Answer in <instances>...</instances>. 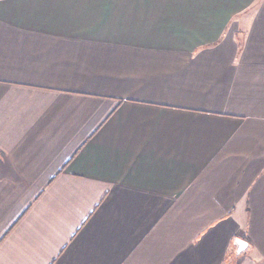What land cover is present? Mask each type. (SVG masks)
<instances>
[{"label": "crops", "instance_id": "1", "mask_svg": "<svg viewBox=\"0 0 264 264\" xmlns=\"http://www.w3.org/2000/svg\"><path fill=\"white\" fill-rule=\"evenodd\" d=\"M0 264H264V0H0Z\"/></svg>", "mask_w": 264, "mask_h": 264}, {"label": "water", "instance_id": "2", "mask_svg": "<svg viewBox=\"0 0 264 264\" xmlns=\"http://www.w3.org/2000/svg\"><path fill=\"white\" fill-rule=\"evenodd\" d=\"M237 248H238V254H241L244 252V246L246 247L247 244L242 240H236L235 242Z\"/></svg>", "mask_w": 264, "mask_h": 264}]
</instances>
